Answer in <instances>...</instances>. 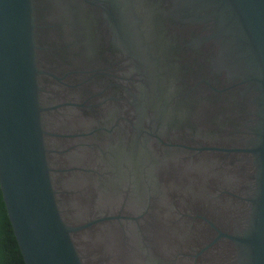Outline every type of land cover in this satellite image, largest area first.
I'll return each mask as SVG.
<instances>
[{
	"label": "water",
	"instance_id": "1",
	"mask_svg": "<svg viewBox=\"0 0 264 264\" xmlns=\"http://www.w3.org/2000/svg\"><path fill=\"white\" fill-rule=\"evenodd\" d=\"M0 186L26 264H264V0H0Z\"/></svg>",
	"mask_w": 264,
	"mask_h": 264
},
{
	"label": "trees",
	"instance_id": "2",
	"mask_svg": "<svg viewBox=\"0 0 264 264\" xmlns=\"http://www.w3.org/2000/svg\"><path fill=\"white\" fill-rule=\"evenodd\" d=\"M0 264H26L0 186Z\"/></svg>",
	"mask_w": 264,
	"mask_h": 264
}]
</instances>
